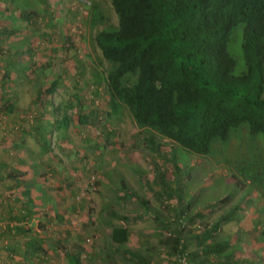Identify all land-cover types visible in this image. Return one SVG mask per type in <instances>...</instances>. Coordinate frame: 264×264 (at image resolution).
<instances>
[{"label": "trees", "instance_id": "16d2710c", "mask_svg": "<svg viewBox=\"0 0 264 264\" xmlns=\"http://www.w3.org/2000/svg\"><path fill=\"white\" fill-rule=\"evenodd\" d=\"M35 3L43 5L47 0H20L16 21L35 20ZM111 4L117 26L95 36L103 58L111 64L106 75V115L108 119L115 118L125 109L144 133L143 141L154 156L153 181L161 190L160 198L157 191L149 192L167 215L155 209L147 197L130 191L125 196L118 194L120 211H111L115 223L106 225L109 245L119 249L132 264H150L139 249L125 248L131 235L126 223L142 215L126 212L123 203L131 196L140 204L144 216H151L157 231L165 234L161 239L163 247L169 249L166 256L174 258L170 264H258L257 259L240 250L227 252L231 238L222 239L217 234L220 223L233 219L239 205L220 215L218 221L209 222L205 220L207 210L226 198L203 205L196 191L172 189L180 179L176 172L181 168L178 156L171 151L177 145L207 157L216 142L225 144L231 132L242 125L247 126L250 135L264 139V0H111ZM239 26L243 70L236 73L229 43ZM16 56L1 57L4 68L12 66ZM4 74L8 75L9 70ZM59 85L57 78L37 87L30 110L21 112L18 123L0 116V127L10 123L17 132L33 130L46 167L53 160L49 131L52 126L58 130L69 127L73 120L66 115L68 108H75L79 126L91 127L96 118V113H88L75 95L69 104L58 107L63 111L61 119H48L46 113L55 109L49 98ZM1 111L6 113L7 106L0 107ZM167 145L169 149L164 150ZM136 175L141 185L150 189L146 175ZM43 177L48 178L45 173ZM119 184L126 189L124 180ZM3 201L1 197L0 264H43L41 232L45 226L40 223L36 229L22 224L26 220L16 215L6 222ZM65 259L66 264H81L80 253L73 249L65 252Z\"/></svg>", "mask_w": 264, "mask_h": 264}, {"label": "rangeland", "instance_id": "374dc122", "mask_svg": "<svg viewBox=\"0 0 264 264\" xmlns=\"http://www.w3.org/2000/svg\"><path fill=\"white\" fill-rule=\"evenodd\" d=\"M18 2L0 1V107L14 103V107L30 110L35 89L58 78L60 85L49 98L55 109L46 113L48 119H61L63 111L58 107L69 104L75 95L80 97L88 113H96L91 127L79 126L75 108H68L66 115L73 120L69 127L58 130L52 126L49 131L56 166L54 176L47 178L52 189L42 191L40 213L36 221H28L36 229L40 223L45 226L41 232L44 239L41 260L43 264H66L65 252L73 249L80 253L81 264H132L119 249L109 245L106 225L114 221L110 212L120 211L118 194L125 196L129 191L134 192L139 197H147L164 215L167 212L150 193L157 191L160 198L161 190L153 181L154 156L143 141L144 133L125 109L115 118L108 119L106 115L109 112L106 75L111 64L103 58L95 36L117 26L111 0L35 3L32 10L38 15L30 23L27 18L16 21ZM6 30L11 34L5 33ZM241 32L242 27H237L229 43L236 73L243 70ZM8 54L18 58L11 62L12 66L4 68L1 57ZM45 66L47 69L42 68ZM6 70L8 75L4 74ZM171 152L178 156L177 165L181 168L176 172V178L180 179L173 183L172 189L196 191L198 202L203 205L226 198L225 202L207 210L205 220L209 222L218 221L220 215L239 205L233 219L220 223L217 234L222 239L231 238L227 252L240 250L257 259L258 264H264L262 136L250 135L247 126L242 125L231 132L225 144L216 142L207 157L177 145ZM157 160L164 164L160 158ZM137 173L146 175L150 189L141 185ZM122 180L126 189L120 187ZM136 201L130 196L123 203L127 213L142 214L141 219L126 223L131 235L125 248L139 249L150 264L172 263L174 258H167L169 249L162 245L165 234L157 231L151 216H144Z\"/></svg>", "mask_w": 264, "mask_h": 264}, {"label": "crops", "instance_id": "0c3cea01", "mask_svg": "<svg viewBox=\"0 0 264 264\" xmlns=\"http://www.w3.org/2000/svg\"><path fill=\"white\" fill-rule=\"evenodd\" d=\"M24 110L14 107L13 103L7 106L6 113L1 111L0 116L8 122L18 123ZM13 125L9 123L0 127V203L2 197L6 222H10V216L16 215L26 220L22 224L32 226L30 223L36 221L41 210L42 191L52 189L43 175L52 178L56 166L54 159L49 167L42 165L46 158L42 157L33 130L17 132Z\"/></svg>", "mask_w": 264, "mask_h": 264}, {"label": "built area", "instance_id": "2783aa9c", "mask_svg": "<svg viewBox=\"0 0 264 264\" xmlns=\"http://www.w3.org/2000/svg\"><path fill=\"white\" fill-rule=\"evenodd\" d=\"M182 262V261H181ZM180 264H184L183 262L182 263H180Z\"/></svg>", "mask_w": 264, "mask_h": 264}]
</instances>
